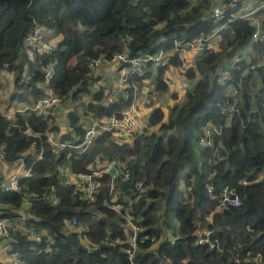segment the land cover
<instances>
[{
    "label": "trees",
    "instance_id": "trees-1",
    "mask_svg": "<svg viewBox=\"0 0 264 264\" xmlns=\"http://www.w3.org/2000/svg\"><path fill=\"white\" fill-rule=\"evenodd\" d=\"M191 1L0 0V71L15 75L9 106L17 102L29 107L50 88L75 101L90 94L85 114L100 118L120 116L140 95L148 79L154 80L156 90L167 91L163 76L168 67H158L145 74L131 73L128 95L121 94L108 104L110 88L99 87L101 77L91 70L89 62L103 55L112 56L125 47L130 56L172 50L176 39L193 40L210 33L217 25L206 18L213 0ZM63 10L69 17L62 15ZM41 28L50 32L44 38L50 47L46 52L39 45L25 44L26 37ZM251 32L247 20L231 23L221 33L219 49L203 53L195 66L186 70L190 88L182 101L170 107L168 121L162 123L164 111L155 108L149 124L162 126L134 135L131 143H115L110 133H102L80 157L74 151L56 153L46 136L48 131L58 130L55 114L44 116L28 109V114L16 113L8 119L0 113V146L4 147L6 161L12 164L24 158L26 167L32 170L30 176L21 179L19 193L3 190L4 179L0 177V206H5L0 207V219L13 215L9 206H21L29 195L34 203L31 223L37 232H45L41 241L21 233L13 235L12 242L25 264H131L123 251L124 244H110L125 239L121 215L106 205L110 201V177L103 179L96 201L89 203L79 199L75 185L66 183L60 175L59 166L67 162L74 172H88V165L100 155L125 160L131 171L126 189L132 196L137 181L153 185L147 196L133 206V213L144 218L141 224L150 226L156 221V205H149L147 198L160 197L166 202V214L173 212L178 220L179 239L162 243L157 254L143 251L152 244L150 240L141 243L136 255L138 264H161L163 259L172 264H240L236 263L238 259L246 264L259 253L264 256V180L255 182L264 171V43L253 42ZM240 51L247 54L239 57ZM52 65L55 75L48 81L46 75ZM172 65H183L180 54L170 58ZM251 65L256 66L251 69ZM225 66L240 89L242 101L229 121L223 110L231 95L218 73ZM2 87L0 83V93ZM81 118L78 109L69 113L71 128L78 135L69 132L63 139L83 138ZM208 122L222 127L221 135L214 138L218 151L197 145ZM31 148L35 151L28 154ZM243 180L248 183L243 184ZM227 185L237 189L244 203L216 212L220 191ZM187 187L191 188L189 192ZM52 190L60 198L56 205L45 203V196ZM212 212L213 221H206ZM68 218L88 226L90 239L100 246L85 249L77 233L65 229ZM201 220L206 221L211 234L208 242L199 245L196 230ZM147 233L157 239L160 234L153 228L144 235Z\"/></svg>",
    "mask_w": 264,
    "mask_h": 264
},
{
    "label": "built area",
    "instance_id": "built-area-1",
    "mask_svg": "<svg viewBox=\"0 0 264 264\" xmlns=\"http://www.w3.org/2000/svg\"><path fill=\"white\" fill-rule=\"evenodd\" d=\"M206 18L212 19L217 22L216 27L208 34H202L193 40L177 41L175 40L174 49L165 50L161 49L155 53L147 52L135 57H132L127 52V47L121 52H117L112 56L103 55L93 59L89 62L91 70L96 73L99 68L105 67H117L118 71L113 82L110 83V89L108 95H106V101L108 104L114 103L119 95H128V85L131 73L145 74L149 70L158 69V67H168L170 64V58L175 53L180 56L187 53H192L195 57L201 56L203 53L211 50L215 46V41L221 39V33L225 31L231 23L236 20H247L249 25L252 27L250 39L253 42L264 43V0H213L212 9L206 14ZM50 33V32H49ZM48 31L44 28L35 29L31 34L26 37L25 44L27 47L41 46L42 51L46 52L49 50V45L44 41V38L49 35ZM226 63L228 62L225 61ZM256 65H251V69H254ZM221 75V83L227 85L231 99L225 106L223 112L227 115L228 121L232 115L239 110L241 105V94L238 86L234 84L233 77L230 74L229 69L225 66L218 72ZM55 75L54 65L49 67L46 78L49 81ZM166 74L164 73L165 77ZM6 71H0V83L3 85L6 83ZM112 84V85H111ZM184 89L189 86V79L185 76L181 83ZM137 98V97H136ZM134 99L132 104L126 107L120 116L110 115L105 117H93L86 125V131L81 140L69 139L64 140L59 138L53 131L46 133L47 142L52 146L56 153H61L64 150L74 151L78 154L77 157L88 152L97 137L102 133H110L111 139L115 143L124 144L130 142L134 135L143 134L146 131H154L155 127L149 124V118H146L143 113L139 110V100ZM67 99V95H59L53 92L51 89L47 90L46 95L41 98L38 102L33 104L30 108L33 111L38 112L41 115H53L55 109ZM27 132L30 133L28 129ZM134 132H137L134 134ZM222 133V127H217L211 122L206 123L203 126L201 135L197 139V145L199 148L214 147L218 151V147L214 146V138L220 136ZM114 135V136H113ZM132 142V141H131ZM41 158V155H40ZM98 158V157H97ZM25 159H20L17 162L16 171L11 174L10 178L7 179L2 188L5 191L21 192L22 185L21 179L25 175H30L31 170L25 169ZM97 160V159H96ZM6 162V156L4 149L0 146V171L1 164ZM96 162V161H95ZM90 165V164H89ZM89 171L74 172L76 187L75 195L81 200L89 201L94 203L97 199V195L103 186V179L108 175L110 182L108 187L110 189V201L106 202L110 208L119 213L123 219V226H129V233L126 235L124 240H120V244H124V253L129 258L132 264H136V255L141 251L140 244L150 240L154 243L157 238L156 236L144 233L154 227L144 226L143 216L136 215L133 213V206L140 201V199L147 196L149 190L153 188V185L148 184L144 181H137L135 184V195L128 201L120 202L122 196V190H125L126 184L131 177V171L127 168V164H123L122 160L113 158H107L102 164L90 167ZM60 173L65 174L67 168L64 165L59 166ZM264 180V171H261L257 175L255 182ZM243 184H247V180L242 181ZM120 185L125 186L120 187ZM190 189L187 190L189 192ZM128 192V190H127ZM25 198V197H24ZM45 203L56 205L60 202V198L54 190H52L47 196H45ZM23 206L13 208L9 206V210L14 214L8 217L0 219V243L8 241L6 245L7 253L6 261L7 264H25L21 257V252L12 246V237L16 233H21L28 238H32L41 241L43 238L42 234L37 232V227L31 220L35 217L33 215V201L31 197L25 198ZM149 199V198H148ZM152 199V198H150ZM159 200V199H157ZM243 199L237 192L235 187L229 185L224 186L220 191L218 197V204L216 212H223L230 209L231 207L243 205ZM158 204V202H156ZM160 206H163L160 204ZM1 208L5 206H0ZM101 215V214H100ZM214 212L206 216V221H213ZM204 221V220H203ZM205 221V223H206ZM32 224V225H31ZM199 224V223H198ZM65 227L70 229H82L89 232L88 226H81L80 222L76 218H68L65 221ZM143 234V236H141ZM211 231L209 229H200L197 231V242L196 244H203L209 241ZM179 239V236L169 239L168 242L175 243ZM118 242V241H117ZM8 244V245H7ZM100 245L92 244L89 248H97ZM213 246V245H212ZM236 263L242 264L238 259ZM1 264V261H0ZM246 264H264V256L262 254L256 255L254 258L249 259Z\"/></svg>",
    "mask_w": 264,
    "mask_h": 264
},
{
    "label": "crops",
    "instance_id": "crops-1",
    "mask_svg": "<svg viewBox=\"0 0 264 264\" xmlns=\"http://www.w3.org/2000/svg\"><path fill=\"white\" fill-rule=\"evenodd\" d=\"M220 43H221V39L218 38L215 41V46H214L213 49L218 50L219 49V46H220ZM244 51H246V50H244ZM247 52H250V51H247ZM243 53L245 55L247 54L246 52L240 51L239 53H237V56L240 57V56H242ZM191 56H192V53H187L185 55H182L181 56V59L184 62V64L182 66H173V65L172 66H168V68L165 71L166 76L164 77V81H166L167 84H168L167 93L169 94L170 91L172 92L171 93V96L172 97L170 96L169 99H168V100L172 101L170 107L173 104H175L176 102L182 101L184 99L185 95H186L187 90L190 88V81H189V86H188L187 89H184L180 85L183 88L182 89L178 85V80L180 82L179 84H181L182 80L186 76L185 72L189 68V67H186L187 65L185 64V60H186L187 63H191L193 61V63H191V65H190V67L191 66H195L194 60H197L198 57H199V55H197V57L193 56V60L192 59L189 60L188 57H191ZM223 60H224V63L227 65V63L225 62V61L228 60L227 57H226V55H225V57H223ZM178 67H179V70L178 71H175V69L178 68ZM117 71H116L115 67H105V66H103V67H101V68L98 69V71H97L98 74H97V72L95 74H97L98 77L99 76L101 77V81H103V83H101V85H103L104 83H109L110 84L111 82H113L114 79H115V76L117 74ZM7 73L12 74L11 72H8V71H7ZM169 73H170L171 76H169ZM154 76H155V73H154V75H152L151 79H154ZM145 82H146V85L142 89V91H143L142 97H140V95H138V97L136 98L137 100H139V97L141 98V100L139 102V105H138L139 110L141 111V113H143L146 118H149L150 117V114L152 113V111L155 108H157V107H161L162 110L164 111V114H167L166 113V109H167V111L169 113L170 112V110H169L170 108H168V107L166 108V106H164V105L150 104V103H148V106L146 107V105H147V99L145 97H147L151 91H145V90H146V88H149L150 85L153 86L155 84V82H154V80H150V79H148ZM4 88H5V86H4ZM4 88L2 90H4ZM97 88H98V85H96L95 87H93L92 90H91V92L96 91ZM47 89L48 88H46V90ZM153 91H158V90H156V85H155ZM161 92L164 93L165 91H161ZM173 94H175L176 96H174ZM82 98H86L87 99V102H86V107H87V105L91 101V95L90 94H85V95L82 96ZM72 101H73L72 99L71 100L67 99L64 102H62L60 105H58V107L55 109L56 121L54 122V125L58 127V130L57 131H53V132L56 133L58 135V137L59 138H62V139L69 132H71V135H73V134L75 135V133H76L71 128L70 120H69V113H71L75 109H78L80 115L82 116L81 119L83 121L82 123H83V127L85 128V131H86V125L88 124V122L90 121V119L93 118V116H90V115L88 116L87 114H85V109L79 107V105L77 106V104H79L78 102H75L74 103ZM32 105H30V106H32ZM29 107H28V105L26 106L25 104L23 105V104H20V103H13L11 106H9V104H8V106H5V107H3L2 105H0V113L4 117H6L8 119H10V118L13 119L16 113H21L23 115H26V113L28 114V108ZM168 117H169V115L164 116V119H163L162 123H166L168 121ZM160 125L162 126V124H160V123L157 126H155V129L156 128H159ZM76 135H78V134L76 133ZM74 139H78V137H76ZM131 141H133V138L131 139ZM131 141L130 142H126V143H131ZM1 147L4 149L3 146H1ZM34 151H35L34 148H31V149H29L27 151V153L28 154H31ZM40 155L42 157L43 152H41V153H39L37 155L38 158H40ZM20 159H22V158H20ZM106 159H107V157H105L103 155H100L97 158L96 162L90 164L89 166L90 167L96 166L99 163V161L100 162H103ZM19 160L15 161L12 164L8 163L7 161L5 163H2L1 164L0 177H2L4 179V181L2 180V183L3 184H4V182L7 181L8 178H10L11 174H13L16 171V166H17L16 164H17V162ZM122 162L125 165V160H122ZM64 166L67 168V170H65V174H63V173L61 174L60 173L62 179L66 183H70V182L71 183H74L75 182V179L73 178L74 177V172L72 171L70 162H67V164H65ZM25 169L27 170V169H30V168L25 167ZM31 174H32V170H31ZM30 175H28V176H30ZM26 176L27 175H25L24 177H26ZM120 187L121 188L122 187L125 188V186H122V185H120ZM187 188L191 190L190 187H187ZM122 193L123 194L120 197V199H123V201H128V200H130L132 198V192L131 193L130 192H127V189L126 188H125V190H122ZM26 197H30V196L29 195H26L25 198ZM25 198H24L23 203H22L23 205H24L25 200H26ZM157 199H159V200H157ZM156 202H158V204H156ZM147 203L149 205H154V206L156 205V221H155L154 224H152L150 226L151 227H154L155 226L153 229H155V230L158 229L159 232H160V234H159V238L154 243H152L149 246V248H147V249H145L143 251H150L152 253L157 254L158 253V250H159V247L161 246L162 243L168 242L169 239H171V238L180 236L179 235V223H178V220H177V218H176V216H175V214L173 212H171L169 214H166V202L164 200H162L160 197L159 198H154V199H150V198L148 199L147 198ZM160 204L163 205V206H160ZM23 205H21V206H23ZM198 223L199 224H198V228L196 230V234H197V231L200 230V229H208L207 228V223H205V221L201 220ZM65 229L71 231V232H68L67 231L68 233H73V232L77 233L76 236L79 237L80 244L85 249H87V250H93V248H89V247H87V245L90 246V245L96 244V243L93 242L90 239L87 231L82 230V229H73L72 230V229H70L68 227H66ZM123 230L125 232V237H126V235H128L129 230H130L129 229V226H123ZM39 233H41L42 236L45 234V232H42V231L39 232ZM120 240L121 239H116L115 241L111 242L110 244H118ZM12 241H13V239H12ZM7 242L8 241H3V242L0 243V261H1V264H7L8 263V261H6L7 253L5 252L7 250V246L5 248H3L6 245ZM11 245L12 246H15V244L13 242L11 243ZM33 248H35V246H33ZM186 262H187V260H185V263ZM136 264H138V262H136ZM161 264H172V261L169 260V259H163L162 262H161Z\"/></svg>",
    "mask_w": 264,
    "mask_h": 264
},
{
    "label": "rangeland",
    "instance_id": "rangeland-1",
    "mask_svg": "<svg viewBox=\"0 0 264 264\" xmlns=\"http://www.w3.org/2000/svg\"><path fill=\"white\" fill-rule=\"evenodd\" d=\"M192 3H195V0H192L191 1ZM62 15L64 16V17H69V16H67V12H66V10H63L62 11ZM69 20H70V18H69ZM50 35V34H49ZM49 35H48V37H49ZM138 56V55H137ZM193 54H192V56L191 57H188V59L189 60H193ZM132 57H135V56H132ZM187 58V57H186ZM191 63H193V61L191 62ZM191 63H187L186 62V60H185V64L187 65L186 67H190V65H191ZM194 63H196V60H194ZM183 64H184V62H183ZM193 65V64H192ZM179 70V67L178 68H176L175 69V71H178ZM97 74H98V72H97ZM9 76V77H8ZM169 76H171L170 75V73H169ZM8 77V78H7ZM7 78V79H6ZM6 83L5 84H3V87H2V89L4 88V86H5V88H4V90H2L1 91V93H0V105H2L3 107H5V106H8V104H9V101H10V99H11V97H12V94H13V92L15 91V84H14V80H15V75L12 73V74H10V73H7L6 72ZM184 80V79H183ZM182 80V81H183ZM9 83V84H8ZM101 83H103V81H100L99 82V87L101 86ZM180 82H179V80H178V85L180 86L181 84H179ZM182 83V82H181ZM104 86H106V87H109L108 86V84L107 83H104L103 84ZM112 85V84H111ZM111 87V86H110ZM109 87V88H110ZM154 87H155V84L152 86V85H150V87L149 88H146V90L145 91H151L150 93H149V95L147 96V97H145L146 99H147V105H146V107L148 106V103H150V104H159V105H164V106H166V108L168 107V108H170V105H171V103H172V101H170V100H168L169 99V97L171 96V91H170V93L168 94L167 93V91H165L164 93L163 92H161V91H153V89H154ZM181 87V86H180ZM182 88V87H181ZM48 89H50V88H48ZM47 89V90H48ZM183 89V88H182ZM47 90H46V93H47ZM93 92H95V91H93ZM92 92V93H93ZM142 94H143V91H141L140 92V97H142ZM88 96V95H87ZM139 97V102H140V100H141V98ZM172 97V96H171ZM72 102H78L79 104H77V106L79 105V107H81V108H83V109H85V107H86V102H87V99L86 98H82L81 97V99H78V100H73ZM14 103H17V102H14ZM170 110V109H169ZM166 113L167 114H165V116L166 115H169V113H168V111H167V109H166ZM137 132H134V134H136ZM114 136V135H113ZM98 164H102V162H100L99 161V163ZM98 166V165H97Z\"/></svg>",
    "mask_w": 264,
    "mask_h": 264
}]
</instances>
